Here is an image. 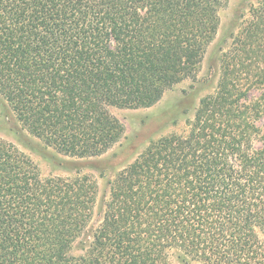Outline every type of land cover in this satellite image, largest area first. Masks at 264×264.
Returning <instances> with one entry per match:
<instances>
[{
  "label": "trees",
  "instance_id": "1",
  "mask_svg": "<svg viewBox=\"0 0 264 264\" xmlns=\"http://www.w3.org/2000/svg\"><path fill=\"white\" fill-rule=\"evenodd\" d=\"M218 0H0V98L58 153L100 157L145 109L196 79ZM190 130L150 144L108 182L42 180L0 141V264H264V0ZM236 42V43H235ZM74 251L77 254H74Z\"/></svg>",
  "mask_w": 264,
  "mask_h": 264
},
{
  "label": "rangeland",
  "instance_id": "2",
  "mask_svg": "<svg viewBox=\"0 0 264 264\" xmlns=\"http://www.w3.org/2000/svg\"><path fill=\"white\" fill-rule=\"evenodd\" d=\"M219 25L214 41L209 45L196 79L185 80L163 94L150 108H111V114L123 127L120 142L100 157L76 158L58 153L29 134L16 120L0 98V141L14 146L38 170L42 180L81 178L97 186L99 199L92 223L99 219V205L108 191V182L150 144L162 137L184 135L190 130V121L199 99L212 92L219 76L218 50L226 51L234 44L238 28L246 23L248 11L257 0H218ZM236 43V42H235ZM264 64V57L260 60ZM264 89L256 92L260 96ZM264 107V102H263ZM77 252L74 251V254Z\"/></svg>",
  "mask_w": 264,
  "mask_h": 264
}]
</instances>
